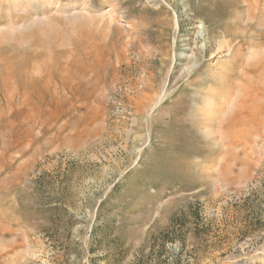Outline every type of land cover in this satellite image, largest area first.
<instances>
[{
  "label": "rangeland",
  "instance_id": "1",
  "mask_svg": "<svg viewBox=\"0 0 264 264\" xmlns=\"http://www.w3.org/2000/svg\"><path fill=\"white\" fill-rule=\"evenodd\" d=\"M35 1L0 0V264H262L264 0Z\"/></svg>",
  "mask_w": 264,
  "mask_h": 264
},
{
  "label": "bare ground",
  "instance_id": "2",
  "mask_svg": "<svg viewBox=\"0 0 264 264\" xmlns=\"http://www.w3.org/2000/svg\"><path fill=\"white\" fill-rule=\"evenodd\" d=\"M20 1V0H19ZM23 1V0H22ZM36 2L35 0H27V2H28V4L29 5H31L32 4V2ZM38 1V0H37ZM85 1H87V0H85ZM85 1H83V2H85ZM257 1V0H256ZM41 2V1H40ZM44 2H45V0H44ZM51 2V1H50ZM17 3L19 4L20 2H18L17 1ZM16 4V3H15ZM22 4H19V6H21ZM52 5V4H51ZM19 8V7H18ZM21 8V7H20ZM78 13V12H77ZM80 13V12H79ZM86 17V16H85ZM73 19V22L74 23H76L77 22V20L79 19L78 17H74V18H72ZM71 19V20H72ZM81 19V18H80ZM87 19V18H86ZM49 20V19H48ZM67 20H68V18H67ZM89 20V19H88ZM84 21V20H83ZM33 24V23H32ZM72 24V23H71ZM203 24V23H202ZM81 25V24H80ZM25 26V25H24ZM30 26H31V24H30ZM73 26V25H72ZM204 26V25H203ZM203 26L202 27H200V31H199V35L201 36V38L202 37H206V33H207V29L206 28H203ZM26 27V26H25ZM176 27L178 28V24L176 25ZM22 28V27H21ZM225 45V40H223V41H221L220 42V44H219V48L218 49H222L223 48V46ZM241 46V45H240ZM226 47H228V46H226L225 45V48ZM230 48V47H229ZM231 49V48H230ZM223 50V49H222ZM217 51V50H216ZM227 51V50H226ZM225 51V52H226ZM230 52V51H229ZM230 57V56H229ZM223 59V58H222ZM222 61H224V60H222ZM251 61V60H250ZM219 68V67H218ZM227 68V67H226ZM225 68V69H226ZM222 69V68H221ZM224 69V68H223ZM222 69V70H223ZM230 69V68H229ZM224 71V70H223ZM225 71H227V72H230V71H228L227 69L225 70ZM246 71H247V69H246ZM227 72H225V74L227 73ZM245 72V71H244ZM223 73V72H222ZM245 73H247V72H245ZM243 75V74H242ZM247 75V74H246ZM223 76H224V74H223ZM240 76V75H239ZM225 77L227 78V75H225ZM246 77V76H245ZM224 78V77H223ZM220 79H221V77H220ZM225 81V80H224ZM210 90V89H209ZM211 91V90H210ZM239 91V90H238ZM214 93V92H213ZM239 92H237V96L238 95H240V94H238ZM216 94H218L217 92L216 93H214V94H212V92H207V94H206V96H204V104H203V106H201V108H200V112L202 113V115L205 117V120L206 121H212L213 122V120H215L216 121V123L218 124H220V125H224V123L226 122V120L228 121V119H227V117H228V115L230 114L231 115V113H234L235 111H234V109H236V107H238L236 104H238L239 105V103H236V100L238 99L237 98V96L236 97H231L230 95V97L228 96V98H220V99H218L217 98V95ZM231 95H233V93L231 94ZM239 97V96H238ZM221 103V104H220ZM239 107H240V105H239ZM219 109V112H216V109ZM237 110V109H236ZM241 110V109H240ZM232 111H234V112H232ZM240 112V111H239ZM235 116V115H234ZM229 117H231V116H229ZM228 117V118H229ZM230 122H231V120H230ZM212 124V123H211ZM213 124H214V122H213ZM228 131H230V130H228ZM227 133H229V132H227ZM222 136V135H221ZM225 139V138H224ZM220 142V141H219ZM223 143V142H222ZM221 143V144H222ZM223 146V145H222ZM224 147V146H223ZM225 148H227V147H225ZM229 148V147H228ZM232 149V148H231ZM228 153V152H227ZM225 156V155H224ZM224 161V160H223ZM219 165V164H218ZM217 167V166H216ZM221 167V166H220ZM219 170H220V168H219ZM259 259H260V261L262 262V264H264V253L262 254V255H260V257H259Z\"/></svg>",
  "mask_w": 264,
  "mask_h": 264
}]
</instances>
